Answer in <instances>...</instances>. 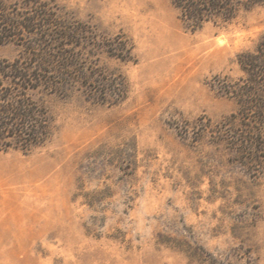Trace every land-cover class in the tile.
I'll list each match as a JSON object with an SVG mask.
<instances>
[{
    "label": "rangeland",
    "instance_id": "rangeland-1",
    "mask_svg": "<svg viewBox=\"0 0 264 264\" xmlns=\"http://www.w3.org/2000/svg\"><path fill=\"white\" fill-rule=\"evenodd\" d=\"M39 1L99 39L128 38L131 59L81 51L130 90L117 104L79 83L37 92L53 132L31 151L0 150V264H264V152L248 161L232 145L248 121H225L238 103L214 86L243 76L264 3L193 31L172 0ZM23 49L0 44V60Z\"/></svg>",
    "mask_w": 264,
    "mask_h": 264
},
{
    "label": "trees",
    "instance_id": "trees-1",
    "mask_svg": "<svg viewBox=\"0 0 264 264\" xmlns=\"http://www.w3.org/2000/svg\"><path fill=\"white\" fill-rule=\"evenodd\" d=\"M180 18L195 31L207 23L225 26L243 11L264 0H172ZM15 42L25 47L14 60H0V150L19 148L25 152L45 144L52 136L53 117L48 106L36 98L38 91L61 93L79 83L91 91L94 101L117 104L129 93L128 79L122 73L107 75L103 69L82 64L84 44L103 49L124 60L131 59L129 41L90 32L78 21H67L53 5L37 0L19 9L0 0V44ZM37 45L39 48H37ZM82 46V47H81ZM244 72L239 78L226 75L214 86L234 98L238 109L226 118L248 122L234 130L231 143L247 155L248 161H261L264 152V33L252 49L238 54ZM107 75V76H106ZM201 120V119H200ZM209 125L204 130L212 127ZM220 125V124H219Z\"/></svg>",
    "mask_w": 264,
    "mask_h": 264
}]
</instances>
